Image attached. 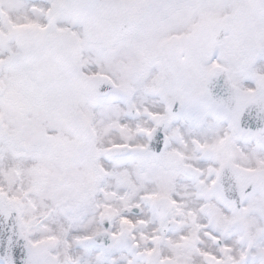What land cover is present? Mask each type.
<instances>
[{
  "label": "flooded vegetation",
  "instance_id": "af4514ba",
  "mask_svg": "<svg viewBox=\"0 0 264 264\" xmlns=\"http://www.w3.org/2000/svg\"><path fill=\"white\" fill-rule=\"evenodd\" d=\"M65 1L0 0V14L35 16L31 22L25 19L1 28L4 59L0 58V76L3 68L13 70L15 83L24 84L21 94L53 100L71 98L74 93L82 98L78 85L92 76L111 80L118 96L106 100H113L128 112L129 117L124 115L123 120L136 122L132 136L141 142L140 148L130 145L134 155L125 160L170 168V174L155 176V183L164 179L171 190L187 193L186 198L178 193L179 200L169 192L151 201L157 223L150 238L163 240L166 249L180 250L179 258L163 259L156 252L147 256L154 254L169 264H218L216 248L223 241L219 232L226 234L233 227L241 232L232 235L262 247L264 196H234L230 202L235 209L228 207L218 191L219 187L226 188L227 181H218V176L225 164L264 172V131L260 130L264 118L257 110L259 100L250 96L264 83V14H260L264 12V0L255 1L257 14H227L231 0H97L94 8L84 14L68 12L63 7ZM219 8L228 10L219 14ZM234 15L244 16L243 20L233 19ZM58 16L66 21L64 27L59 25ZM119 18H128L131 25L123 34L112 36L108 24ZM186 19L191 20L188 28ZM120 53L128 57L122 58ZM118 60H127V66ZM104 61L109 62L110 70L88 69L90 63L101 62L102 67ZM114 72L130 73L132 81L122 85ZM140 77L143 80L137 83ZM10 94L12 91L0 90V97ZM104 101L93 106L84 103L88 109H95ZM251 111L258 114L250 116ZM219 112H226L227 117ZM81 118L85 123L83 115ZM75 140L79 146L72 149V154L79 161L92 159L105 164L102 151L87 144L89 138ZM4 141L0 132V142ZM71 142L73 147V139ZM150 142L161 147L157 159L143 155ZM19 152L25 154L23 147L12 151L15 155ZM91 173L96 189H104V172L93 166ZM161 199L165 200L161 204L164 219L153 209ZM59 203L62 206L64 202ZM54 211V207L49 209L39 223ZM71 211L74 209L69 214ZM130 212L136 214L138 210L132 208ZM109 224L108 219L107 227L93 235L108 232L111 245L121 238L127 249L126 242L132 243L130 231L113 234ZM85 248L100 254L110 250Z\"/></svg>",
  "mask_w": 264,
  "mask_h": 264
},
{
  "label": "rangeland",
  "instance_id": "374dc122",
  "mask_svg": "<svg viewBox=\"0 0 264 264\" xmlns=\"http://www.w3.org/2000/svg\"><path fill=\"white\" fill-rule=\"evenodd\" d=\"M255 1L231 0L232 7L227 14H257L254 13ZM218 10L219 14H225L228 9ZM243 17L234 15L232 18L242 21ZM25 19L31 22L35 16L0 14V36L4 32L2 27L14 26ZM190 21L187 20L186 28ZM58 23L64 27L66 21L58 16ZM175 24L180 27L178 21ZM3 49L4 45L0 44L1 59H4ZM120 55L122 58L128 57V54ZM118 63L125 67L128 64L127 60H118ZM108 65V61H104L102 67L101 62H95L90 63L88 69L110 70ZM1 73L0 90H9L12 94L0 97V132L5 136V141L0 142V195L19 202L20 230L27 244L47 245L50 253L56 252V264H145L144 257L150 252H156L163 259L179 258L180 250L166 249L163 240L158 242L150 238L155 234L153 228L157 223L151 201L165 197L169 192V196L174 195L177 200L180 198L178 193L187 197V193L179 189L171 190L164 179L160 184L155 183V176L170 174V168H157L149 162L135 164L136 159L115 164L105 162L102 166V163L92 159L82 163L75 153L72 154V149L79 144L71 136L67 121L82 115L90 133L87 144L91 148L102 151L115 143L136 144L140 148V140L132 136L136 122L123 120L124 115L129 117L128 112L122 111L121 106L113 100L88 109L76 93L71 98L55 100L21 94L24 84L22 81L19 85L15 83V72L3 68ZM114 73L122 85L132 81L129 80L130 73ZM142 80V77L138 78L137 83ZM21 146L25 154L12 153ZM77 154L80 155L79 152ZM238 162L242 163V160L238 159ZM93 166L104 172V189H96L91 173ZM59 202L64 203L58 206ZM53 207L55 211L51 216L44 223H39V219ZM132 208L138 212L131 213ZM70 209L74 211L69 214ZM76 210L80 211L77 213ZM123 210H126V214ZM103 215L109 217L108 230L113 234L119 230L130 231L131 242L136 246L135 254L124 248L121 238H116L107 253L100 254L85 248L84 240L103 230ZM236 229L233 227L226 234L219 232L218 237L223 241L216 248L218 264H264V242L262 247L258 242L247 243L240 235H232L235 231L241 232Z\"/></svg>",
  "mask_w": 264,
  "mask_h": 264
},
{
  "label": "water",
  "instance_id": "95a60500",
  "mask_svg": "<svg viewBox=\"0 0 264 264\" xmlns=\"http://www.w3.org/2000/svg\"><path fill=\"white\" fill-rule=\"evenodd\" d=\"M96 0H66L63 7L68 12L84 13L90 11L95 5ZM128 18H119L109 22L108 32L112 36L123 34L131 25ZM79 92L87 103L93 105L100 100L108 97L118 96V90L112 85L106 77H92L81 81L78 85ZM251 97L259 100L258 106L261 108L259 113L264 118V83L261 89ZM252 105V104H251ZM220 116L227 117L226 112H219ZM253 111L250 116L256 115ZM172 113L170 116L172 117ZM261 123H264L261 120ZM68 128L74 133L77 139L84 140L88 138V130L81 118H73L68 123ZM264 131V125L260 127ZM150 134L149 137H151ZM161 147L150 142L146 151L143 153L147 157L157 159ZM133 151L128 146H112L103 151V156L109 161L122 160L131 156ZM230 173L232 175H230ZM219 178L226 180V188L219 187V196L225 205L235 207L230 202V198L241 196L242 198L259 193L264 196V172H249L225 164L221 167ZM246 180V183L245 181ZM230 196V197H229ZM229 197V200H228ZM163 201L154 204V208L161 218H166L164 208L161 205ZM162 207V208H161ZM20 205L14 200L0 195V262L2 264H55L54 258L42 245H28L21 233V218L19 215ZM103 227L108 225V217L103 218ZM112 242V237L108 233H100L85 241L86 245L107 251ZM129 242H126V246ZM146 264H167L159 260L155 255L147 257Z\"/></svg>",
  "mask_w": 264,
  "mask_h": 264
},
{
  "label": "bare ground",
  "instance_id": "6f19581e",
  "mask_svg": "<svg viewBox=\"0 0 264 264\" xmlns=\"http://www.w3.org/2000/svg\"><path fill=\"white\" fill-rule=\"evenodd\" d=\"M260 109H261L260 107H259V108L257 107V110H259V112H261V110H260Z\"/></svg>",
  "mask_w": 264,
  "mask_h": 264
}]
</instances>
